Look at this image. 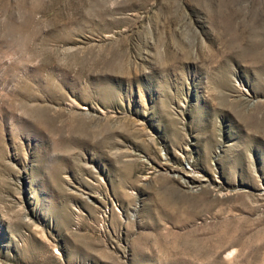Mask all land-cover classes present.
<instances>
[{
    "label": "rangeland",
    "instance_id": "rangeland-1",
    "mask_svg": "<svg viewBox=\"0 0 264 264\" xmlns=\"http://www.w3.org/2000/svg\"><path fill=\"white\" fill-rule=\"evenodd\" d=\"M0 264H264V0H0Z\"/></svg>",
    "mask_w": 264,
    "mask_h": 264
},
{
    "label": "built area",
    "instance_id": "built-area-1",
    "mask_svg": "<svg viewBox=\"0 0 264 264\" xmlns=\"http://www.w3.org/2000/svg\"><path fill=\"white\" fill-rule=\"evenodd\" d=\"M111 211H112L111 205L106 203L105 206H103L102 212H101L103 223H107V219L109 218V214H111Z\"/></svg>",
    "mask_w": 264,
    "mask_h": 264
},
{
    "label": "bare ground",
    "instance_id": "bare-ground-1",
    "mask_svg": "<svg viewBox=\"0 0 264 264\" xmlns=\"http://www.w3.org/2000/svg\"><path fill=\"white\" fill-rule=\"evenodd\" d=\"M185 174H188L186 172H184ZM189 181L188 182H194V181H197L198 179H195L194 177H192L191 179H188Z\"/></svg>",
    "mask_w": 264,
    "mask_h": 264
}]
</instances>
